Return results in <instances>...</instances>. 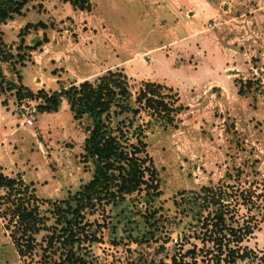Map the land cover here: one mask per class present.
I'll return each instance as SVG.
<instances>
[{"label":"rangeland","instance_id":"rangeland-1","mask_svg":"<svg viewBox=\"0 0 264 264\" xmlns=\"http://www.w3.org/2000/svg\"><path fill=\"white\" fill-rule=\"evenodd\" d=\"M86 2L30 0L0 23V38L19 60L1 65L0 167L28 185L41 219L34 248L21 254L18 218L9 220L0 206V264H44L48 236L61 226L55 204L66 205L94 170L84 156L92 120L74 118L66 98L57 111H40L39 90L49 94L108 70L125 75L133 90L148 79L171 86L183 109L174 126L146 131L161 193L142 190L83 211L97 238L82 235L81 256L89 264L173 257L264 264V0ZM24 86L33 96L18 95ZM140 116L133 126L148 118ZM206 187L220 196L226 224L241 228L240 239L204 207L197 194ZM52 247L55 264H65L61 243Z\"/></svg>","mask_w":264,"mask_h":264},{"label":"trees","instance_id":"trees-1","mask_svg":"<svg viewBox=\"0 0 264 264\" xmlns=\"http://www.w3.org/2000/svg\"><path fill=\"white\" fill-rule=\"evenodd\" d=\"M29 1L0 0V23L20 14ZM69 1L80 8L88 7L87 0ZM40 44L39 40L33 45H27L26 48L34 49ZM12 58V53L7 50L0 38V74L2 63L9 62L15 65L19 61ZM16 72L20 76L19 70ZM171 90V86L149 79L142 81L133 90L125 75L112 70H108L95 80H84L67 88L62 86L60 90H54L49 94L39 90L37 96L45 97L39 106L40 111L55 112L62 99L66 98L74 118L79 119L85 114L92 120L84 141V156L91 159L94 165L91 179L68 199L66 205L55 204L58 223H61V226L49 234L42 251L41 262L55 264L49 250L53 249L54 242H60L62 254H65V264H89L79 252L83 241L81 237L84 235L85 239H96L97 229L89 223L88 225L83 223V211L93 209L95 205L101 203H116L142 190L151 197L161 193L159 171L148 152L149 144L145 137L146 131L153 133L176 124V116L183 109V105L176 103L177 98L172 99V94L169 93ZM17 93L22 97L34 94L25 86L19 88ZM142 111L148 118L133 126L134 122L131 120L136 116L140 118ZM121 115L125 116L119 118ZM129 134L136 138L135 142L129 141ZM27 191L28 185L22 179L4 174L0 167V206L10 213L9 220H13L15 216L18 218L16 244L21 254L32 251L35 246V234L41 225L35 197L32 199ZM197 196L201 198L204 207L210 206L215 209L213 215H217L221 220V230L226 228L240 239L238 233L241 228L226 224L225 216L220 215L221 212L225 214V211L219 200L220 196L213 188L206 187ZM53 250L55 253L56 250ZM149 264L158 263L152 261ZM164 264L189 263L173 257L171 263Z\"/></svg>","mask_w":264,"mask_h":264},{"label":"built area","instance_id":"built-area-1","mask_svg":"<svg viewBox=\"0 0 264 264\" xmlns=\"http://www.w3.org/2000/svg\"><path fill=\"white\" fill-rule=\"evenodd\" d=\"M24 116V122L27 125H32L34 122V118L31 115H23Z\"/></svg>","mask_w":264,"mask_h":264}]
</instances>
